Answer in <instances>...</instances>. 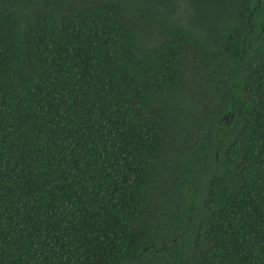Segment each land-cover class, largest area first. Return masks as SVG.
Returning a JSON list of instances; mask_svg holds the SVG:
<instances>
[{
    "label": "trees",
    "instance_id": "trees-1",
    "mask_svg": "<svg viewBox=\"0 0 264 264\" xmlns=\"http://www.w3.org/2000/svg\"><path fill=\"white\" fill-rule=\"evenodd\" d=\"M0 264H264V0H0Z\"/></svg>",
    "mask_w": 264,
    "mask_h": 264
}]
</instances>
